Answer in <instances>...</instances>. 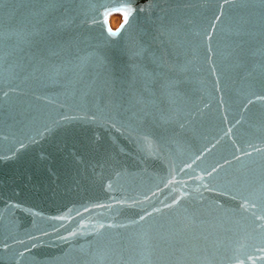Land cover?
Wrapping results in <instances>:
<instances>
[{"label":"water","instance_id":"water-1","mask_svg":"<svg viewBox=\"0 0 264 264\" xmlns=\"http://www.w3.org/2000/svg\"><path fill=\"white\" fill-rule=\"evenodd\" d=\"M0 264H264V0H0Z\"/></svg>","mask_w":264,"mask_h":264},{"label":"rangeland","instance_id":"rangeland-1","mask_svg":"<svg viewBox=\"0 0 264 264\" xmlns=\"http://www.w3.org/2000/svg\"><path fill=\"white\" fill-rule=\"evenodd\" d=\"M117 7H105L101 9L102 18L104 20H113L112 28L116 30L124 22L125 18L128 16L126 12L116 9Z\"/></svg>","mask_w":264,"mask_h":264},{"label":"bare ground","instance_id":"bare-ground-1","mask_svg":"<svg viewBox=\"0 0 264 264\" xmlns=\"http://www.w3.org/2000/svg\"><path fill=\"white\" fill-rule=\"evenodd\" d=\"M111 21V23L113 24V20H110Z\"/></svg>","mask_w":264,"mask_h":264}]
</instances>
